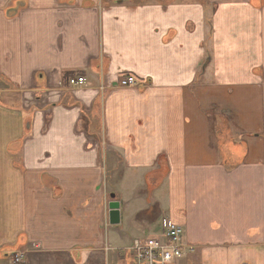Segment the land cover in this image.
<instances>
[{
	"label": "crops",
	"instance_id": "obj_1",
	"mask_svg": "<svg viewBox=\"0 0 264 264\" xmlns=\"http://www.w3.org/2000/svg\"><path fill=\"white\" fill-rule=\"evenodd\" d=\"M163 218L177 264H264V0H0V264H113Z\"/></svg>",
	"mask_w": 264,
	"mask_h": 264
},
{
	"label": "built area",
	"instance_id": "obj_2",
	"mask_svg": "<svg viewBox=\"0 0 264 264\" xmlns=\"http://www.w3.org/2000/svg\"><path fill=\"white\" fill-rule=\"evenodd\" d=\"M86 82L84 77L71 76L66 83L70 88H77ZM136 85V79L128 76L120 80L118 86L127 88ZM193 251L184 242V230L168 218L159 223V231L143 239L134 240L131 245L122 250L118 261L113 264H177L186 252ZM21 260L22 255L16 256Z\"/></svg>",
	"mask_w": 264,
	"mask_h": 264
},
{
	"label": "rangeland",
	"instance_id": "obj_3",
	"mask_svg": "<svg viewBox=\"0 0 264 264\" xmlns=\"http://www.w3.org/2000/svg\"><path fill=\"white\" fill-rule=\"evenodd\" d=\"M99 148H100V151H99V155L100 156H102V154H103V150L106 148V144H99ZM14 150L16 149V148H13ZM19 149L17 148V151H18ZM106 150V149H105ZM104 150V151H105ZM158 163H159V165H162L163 164V158L162 157H160L159 158V161H158ZM109 199V198H108ZM159 216H157V221H158V218ZM154 232L153 233H157L158 232V228H157V226H155L154 228ZM148 235V232H145L144 233V236H147ZM122 243V244H121ZM120 243V245H119V247H125L128 243H126V242H121ZM115 243H112L111 244V246L112 247H116L115 245H114ZM14 250L16 251V248H15V246H14ZM14 252V251H13ZM19 254H21V253H19ZM109 255H110V259H109V261H108V263L107 264H111V260H113V258L114 257H112V255L110 254V253H108ZM186 254V253H185ZM17 255H18V253H17ZM16 255V256H17ZM22 255V254H21ZM16 256L14 257V262L15 263H20V262H22L23 260V256H22V258H21V260H17V258H16ZM43 261V260H42ZM42 261H40V263L39 264H42V263H44V264H48V262H42ZM115 262V261H114ZM56 264H68V262H66V260L64 259V258H62V259H59V260H57V263ZM79 264V263H78ZM81 264H99V260L97 259V257L96 258H93L92 256H88V255H84V257H83V262L81 263ZM104 264H106V263H104Z\"/></svg>",
	"mask_w": 264,
	"mask_h": 264
},
{
	"label": "water",
	"instance_id": "obj_4",
	"mask_svg": "<svg viewBox=\"0 0 264 264\" xmlns=\"http://www.w3.org/2000/svg\"><path fill=\"white\" fill-rule=\"evenodd\" d=\"M112 200L115 199L114 194L110 195ZM109 223L110 225H118L120 223V204L118 202L112 201L109 204Z\"/></svg>",
	"mask_w": 264,
	"mask_h": 264
},
{
	"label": "trees",
	"instance_id": "obj_5",
	"mask_svg": "<svg viewBox=\"0 0 264 264\" xmlns=\"http://www.w3.org/2000/svg\"><path fill=\"white\" fill-rule=\"evenodd\" d=\"M71 76H72V75H69V74H68V75L65 77V81L67 80V78H69V77H71ZM158 172H159V171H158ZM162 174H163V173L161 172L158 176H159V177H162Z\"/></svg>",
	"mask_w": 264,
	"mask_h": 264
}]
</instances>
